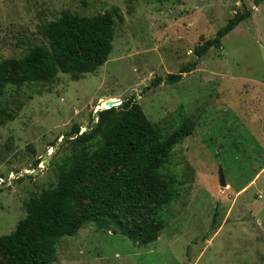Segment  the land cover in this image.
Returning <instances> with one entry per match:
<instances>
[{
    "label": "rangeland",
    "instance_id": "rangeland-1",
    "mask_svg": "<svg viewBox=\"0 0 264 264\" xmlns=\"http://www.w3.org/2000/svg\"><path fill=\"white\" fill-rule=\"evenodd\" d=\"M114 8L105 63L78 79L58 73L0 94V235L25 216L27 199L56 182L74 127L90 128L105 101L133 97L162 137L185 119L194 126L159 170L176 188L164 227L139 245L87 222L59 240L51 264H264V1L0 0V61L45 42L39 26L62 12ZM246 8L220 47L195 56V45ZM190 60L194 69L176 83L144 90Z\"/></svg>",
    "mask_w": 264,
    "mask_h": 264
},
{
    "label": "trees",
    "instance_id": "trees-1",
    "mask_svg": "<svg viewBox=\"0 0 264 264\" xmlns=\"http://www.w3.org/2000/svg\"><path fill=\"white\" fill-rule=\"evenodd\" d=\"M251 11L236 10L213 38L194 46L195 56L220 47L221 37ZM115 12L85 16L65 11L41 24L45 42L31 44L21 57L0 61V94L7 86L51 80L58 73L78 79L94 71L112 49ZM195 63L190 60L179 72L156 77L144 90L176 83ZM193 130L192 121L185 119L162 137L133 97L97 111L90 128L80 132L74 127L70 152L55 166L56 182L27 199L25 216L10 233L0 235V264H51L59 240L87 222L139 245L154 241L165 224L161 212L176 195L174 178L159 170Z\"/></svg>",
    "mask_w": 264,
    "mask_h": 264
},
{
    "label": "water",
    "instance_id": "water-1",
    "mask_svg": "<svg viewBox=\"0 0 264 264\" xmlns=\"http://www.w3.org/2000/svg\"><path fill=\"white\" fill-rule=\"evenodd\" d=\"M119 100H108V101H105L104 102V108H109V107H111V106H114L117 102H118ZM96 122V121H95ZM62 142V140H60L59 142H58V144L57 145H59L60 143ZM51 148H52V150L54 149V148H56V146L55 145H52L51 146ZM43 161L45 160V156L43 157V159H42ZM218 177H219V182H220V186H222V187H225L226 186V180H225V178H224V174H223V171H222V169L221 168H219V170H218Z\"/></svg>",
    "mask_w": 264,
    "mask_h": 264
},
{
    "label": "crops",
    "instance_id": "crops-1",
    "mask_svg": "<svg viewBox=\"0 0 264 264\" xmlns=\"http://www.w3.org/2000/svg\"><path fill=\"white\" fill-rule=\"evenodd\" d=\"M256 178V176L254 177V179ZM254 180L251 181V183L253 182Z\"/></svg>",
    "mask_w": 264,
    "mask_h": 264
}]
</instances>
